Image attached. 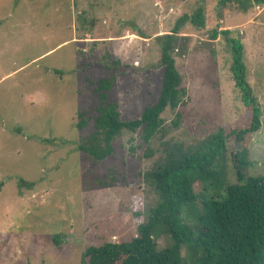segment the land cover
I'll return each mask as SVG.
<instances>
[{"label": "rangeland", "instance_id": "1", "mask_svg": "<svg viewBox=\"0 0 264 264\" xmlns=\"http://www.w3.org/2000/svg\"><path fill=\"white\" fill-rule=\"evenodd\" d=\"M218 1L0 0V264H81L87 247L137 235L157 201L143 175L162 157L163 143L193 147L247 111L229 43L209 38L217 26L243 45L261 110L245 175L264 176V7L243 12ZM199 7L204 28L187 22L179 33L187 51L173 54L186 95L161 114L160 132L144 143L141 130L123 131L102 162L80 152L95 130L97 83L112 81L106 102L117 105L121 121L138 119L161 89L157 37ZM228 180L236 182L232 169ZM169 244L166 236L156 240L159 250ZM182 256L189 264L184 249Z\"/></svg>", "mask_w": 264, "mask_h": 264}, {"label": "trees", "instance_id": "2", "mask_svg": "<svg viewBox=\"0 0 264 264\" xmlns=\"http://www.w3.org/2000/svg\"><path fill=\"white\" fill-rule=\"evenodd\" d=\"M232 4L246 12L264 7V0L218 1L219 7ZM187 22L203 29V8L191 16H181L170 33L157 37L161 89L156 102L145 107L138 119L121 121L117 105L106 102L112 81L103 79L97 83L101 105L94 120L95 130L79 143L80 152L102 162L113 154L112 143L123 131L141 130L144 143L160 132L161 114L167 108L176 110L186 95L173 54L184 55L187 51V37L179 36ZM219 36L229 43L230 70L248 112L239 122L217 129L193 147L164 142L162 157L143 175L157 201L137 226V235L126 242L87 247L81 264H184L182 249L189 264H264V176L245 175L249 167L248 145L251 135L261 126V110L246 80L241 41L231 37L230 30H219L218 26L209 33L213 41ZM84 126V121L76 124L78 130ZM151 156L150 151L147 157ZM228 169L234 171L235 183L229 182ZM20 184L33 186L23 180ZM134 214L142 215L138 210ZM161 236L168 237L170 244L159 250L156 240ZM58 239L61 238H53L56 245Z\"/></svg>", "mask_w": 264, "mask_h": 264}]
</instances>
